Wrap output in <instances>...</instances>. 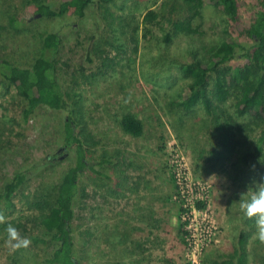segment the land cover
I'll use <instances>...</instances> for the list:
<instances>
[{
  "label": "rangeland",
  "instance_id": "obj_1",
  "mask_svg": "<svg viewBox=\"0 0 264 264\" xmlns=\"http://www.w3.org/2000/svg\"><path fill=\"white\" fill-rule=\"evenodd\" d=\"M28 0H0V58L30 67L44 53V38L54 29L60 37L56 50L45 52L56 61L53 77L76 93L69 111L42 107L28 122L25 100L18 90L0 87V190L14 177L44 158L54 163L27 180L13 196V205L0 204V222H13L27 248L13 249L8 233L0 234V264H45L56 243L36 246L33 237L50 235L39 225V211L30 207L41 190L54 189L75 165L77 146H65L68 116L78 119L75 99L83 114L89 167L79 178L72 224L76 256L85 264H223L248 232L243 220L241 194L255 188V153L261 132L239 136L240 145L230 161L214 167L209 151L216 144L210 118L198 106L189 112L169 111L185 81L172 60L192 62L228 35L220 10L206 2L204 35L179 36L159 43L165 32L154 27L144 37V16L165 0H116L115 17L139 26L138 36L122 44L111 17L98 4L84 18L47 19L29 14ZM67 0H47L55 10ZM242 22L251 27L262 11L259 0H244ZM157 4V5H155ZM18 19L16 27L10 18ZM28 21L27 23H25ZM131 30V29H130ZM242 44L226 67L236 70L249 63L246 49L254 42L234 35ZM137 50V52H135ZM44 53V54H45ZM169 56L167 61L165 56ZM163 56L162 60L158 57ZM7 73L5 69L1 70ZM0 72V77L1 73ZM0 80H2L0 78ZM74 109V114L72 110ZM135 114L144 134H126L119 120ZM81 128V127H80ZM251 191L244 197H250ZM205 202L202 211L195 207ZM182 208L186 214L181 219ZM188 210V211H187ZM187 226L180 231V225ZM250 264H264V243L256 236L248 243ZM19 259V258H18Z\"/></svg>",
  "mask_w": 264,
  "mask_h": 264
},
{
  "label": "trees",
  "instance_id": "obj_2",
  "mask_svg": "<svg viewBox=\"0 0 264 264\" xmlns=\"http://www.w3.org/2000/svg\"><path fill=\"white\" fill-rule=\"evenodd\" d=\"M116 0H67L57 10L47 0H28L26 8L31 16L47 19L60 18H84L88 9L98 4L103 8L105 17L119 20L114 27L119 33L121 43L128 45L129 41H137L139 26L134 28L125 24L121 17H115L112 11ZM220 10L225 24V37L219 44L211 47L207 56L193 59L192 62H177L172 60L175 67L185 81H188L180 97L167 104L169 111L183 110L189 112L201 106L210 118L211 127L215 135L216 144L209 151L210 161L214 167L230 161L240 145L239 136L248 133L261 132L258 140V148L255 153V181L264 182V0H259L262 11L255 23L249 28L242 22V12L245 7L244 0H205ZM204 0H165L159 5L158 10H149L144 16V37L152 35L153 28L159 27L165 32L159 43L170 45L176 37H202L204 35L203 24H196L199 19L204 21L206 2ZM157 5V4H155ZM10 26L16 27L18 19H9ZM26 21L25 23H27ZM131 29V30H130ZM6 28L0 27V35ZM246 36L254 44L246 49L245 57L249 63L241 69L232 70L227 66L243 48L239 39L234 35ZM6 37H0V43L5 42ZM60 37L57 31L51 30L44 38L43 50L53 51L58 48ZM137 52V50L135 51ZM34 60L30 67L16 65L4 58H0V72L6 68L7 73L2 72L0 87L9 90L14 87L25 100L26 107L23 111V119L28 122L42 107H48L55 111H69L73 107L76 93L65 88L64 84L53 77L56 61L46 53ZM167 61L170 58L165 56ZM159 60L164 58L158 57ZM78 113V119L68 116L64 125V144L67 147L77 146V158L74 166L69 168L62 180L54 189L41 190L31 202L30 207L39 211L36 220L39 225L50 235L49 237H33L34 245H47L56 243L55 249L45 264H85L76 256L75 238L72 224L75 219L74 206L80 190L79 178L89 167L88 151L85 148L87 141L93 142L94 137L86 134L83 114L79 101L75 99L74 106ZM74 109L72 110L74 114ZM120 128L128 135L141 137L144 134V123L133 113H126L119 120ZM81 127V128H80ZM54 163V157L44 158L35 162L26 169L15 173L0 190V204L2 202L13 205V196L16 191L35 174ZM246 197L245 199H248ZM195 207L202 211L206 208L205 202H197ZM181 219L187 213L182 208ZM186 213H185V212ZM188 211V210H187ZM243 220L248 227L239 237V244L227 261L223 264H250V251L248 243L250 237L257 231L254 218H248L243 212ZM13 222H0V234L6 231L8 225ZM187 225H180L181 234ZM19 258V259H18ZM21 254H15L14 264H21Z\"/></svg>",
  "mask_w": 264,
  "mask_h": 264
},
{
  "label": "clouds",
  "instance_id": "obj_3",
  "mask_svg": "<svg viewBox=\"0 0 264 264\" xmlns=\"http://www.w3.org/2000/svg\"><path fill=\"white\" fill-rule=\"evenodd\" d=\"M249 191L252 194L248 199H245L244 197ZM249 191L241 194V208L248 218H254L257 229L256 236L264 243V182L257 183L255 188H250ZM6 231L8 233L7 243L13 249L27 248L29 246L30 241L21 237L16 227L8 225Z\"/></svg>",
  "mask_w": 264,
  "mask_h": 264
}]
</instances>
